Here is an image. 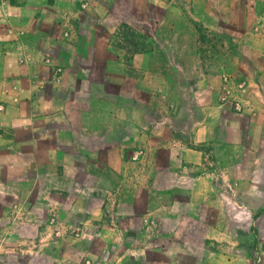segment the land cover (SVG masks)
I'll list each match as a JSON object with an SVG mask.
<instances>
[{
    "label": "crops",
    "instance_id": "crops-1",
    "mask_svg": "<svg viewBox=\"0 0 264 264\" xmlns=\"http://www.w3.org/2000/svg\"><path fill=\"white\" fill-rule=\"evenodd\" d=\"M183 1L108 0L97 20L116 27L137 19L147 36L166 10L180 17L185 4L194 15L222 21L257 15L252 0ZM46 28L13 29L14 50L0 39V264H168L159 240L173 219L162 210L174 200L157 198L180 190L182 172L203 180L212 173L204 160L226 159V127L237 115L220 101L226 57H203L194 29L178 27L190 40L178 31L167 43L171 51L161 43L159 56L148 44L127 52L94 38L90 55L58 61ZM215 30L243 32L240 26ZM230 89L237 94L233 83ZM136 148L143 155L132 161ZM219 163L216 169L227 175ZM167 174L172 182L160 185ZM261 176L264 187V170ZM50 215L59 225L78 222L79 237L54 232ZM221 256L220 264L230 263Z\"/></svg>",
    "mask_w": 264,
    "mask_h": 264
},
{
    "label": "rangeland",
    "instance_id": "rangeland-1",
    "mask_svg": "<svg viewBox=\"0 0 264 264\" xmlns=\"http://www.w3.org/2000/svg\"><path fill=\"white\" fill-rule=\"evenodd\" d=\"M180 1L184 6L185 1ZM252 3L257 15L227 16L223 21L194 15L193 8L185 4L180 17L166 10L160 26L147 27L146 36L139 32L137 19L121 21L116 27H109L106 19L100 23L97 19L108 10V0H0V39L11 42L10 45L13 43L8 46L12 50L16 37L13 29L47 27L46 34L54 40L50 52L58 61L66 55H90L92 44L89 41L94 38L119 46L122 51L127 47V52L136 50L140 43L144 48L148 44L159 56L161 43L165 45V53L171 51L172 45L167 43L179 38L178 31H181V39L190 40L188 30L178 27H191L199 43V54L206 58L220 54L226 57L222 66L216 62L205 65L221 66L222 74L228 75L233 84L243 83L241 88L236 87L237 94H231L230 89V97L242 101L237 100L240 110L226 103L229 112L237 114L226 127L223 153L226 159L219 161L228 168V174L218 172L216 168L220 163L207 158L202 167L212 170L210 176L194 180L188 178L187 172H182L179 191H167L156 197L164 203L174 200V206L162 210V214L173 219L167 226L168 233L159 240L165 251L162 258L168 264H220L221 255L229 256V264H264V207L258 206L264 201V187H259L263 184L261 172L264 170V0H252ZM234 26H240L243 32L215 30V27ZM150 118L156 122L159 116L155 111ZM138 150L141 148L134 151ZM132 155L133 151L129 159L137 161L143 151L137 158H131ZM241 169L242 174L238 172ZM172 178L169 174L162 175L158 183L169 185ZM174 180L177 182V178ZM142 199L144 197L139 196L137 201L140 203ZM52 218L55 216L50 215L47 221L54 232L62 229L73 238L81 234L78 222L59 225L56 220L50 223ZM76 227L79 230L75 236L72 230Z\"/></svg>",
    "mask_w": 264,
    "mask_h": 264
},
{
    "label": "built area",
    "instance_id": "built-area-1",
    "mask_svg": "<svg viewBox=\"0 0 264 264\" xmlns=\"http://www.w3.org/2000/svg\"><path fill=\"white\" fill-rule=\"evenodd\" d=\"M221 83H222L221 90H222L223 94L220 98V101L223 103H228V104L233 105V108L236 111H239L240 110V103L235 98L230 97V85H231V83H233V81H231V79H230V77H228V75L222 74L221 75ZM234 85L237 88H241L243 86V83L237 82ZM141 153H142V150L133 151V155L131 158H137V157H139V155H141ZM54 221H55V219L52 218L50 220V223H53ZM78 230H79L78 227L73 228L72 231H73L75 236L78 234V232H77ZM85 264H89V261L86 260Z\"/></svg>",
    "mask_w": 264,
    "mask_h": 264
}]
</instances>
